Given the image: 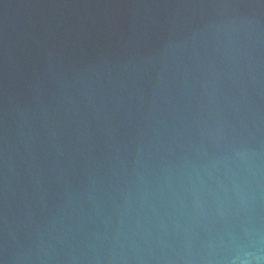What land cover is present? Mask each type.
Returning a JSON list of instances; mask_svg holds the SVG:
<instances>
[{
    "label": "water",
    "instance_id": "1",
    "mask_svg": "<svg viewBox=\"0 0 264 264\" xmlns=\"http://www.w3.org/2000/svg\"><path fill=\"white\" fill-rule=\"evenodd\" d=\"M0 264H264V0H0Z\"/></svg>",
    "mask_w": 264,
    "mask_h": 264
}]
</instances>
